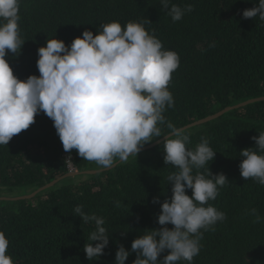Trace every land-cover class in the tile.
<instances>
[{"label":"trees","instance_id":"16d2710c","mask_svg":"<svg viewBox=\"0 0 264 264\" xmlns=\"http://www.w3.org/2000/svg\"><path fill=\"white\" fill-rule=\"evenodd\" d=\"M171 4H191L194 10L173 22L160 0H20L18 23L25 43L19 54L8 51L17 60L14 76L20 81L40 76L38 49L48 40L70 46L84 31L95 36L104 24L116 21L124 26L148 19L146 30L160 34L184 60L182 72L172 73L168 85L174 106L166 107V122L183 129L228 107L264 97V21L242 15L258 0H170ZM159 127L162 136L143 147L170 133L166 124ZM183 131L189 135L188 150L194 151L203 137L216 152L199 171L223 173L229 182L208 202L226 219L218 221L214 231L202 230L200 253L192 264H264V219L257 223L251 214L256 209L264 218V186L242 178L239 167L244 159L240 152L255 149L252 137L264 132V101ZM164 141L114 167L120 162L116 159L111 169L76 154L74 164L80 174L64 178L32 200L13 203L9 198L30 195L68 173L54 121L39 112L28 129L13 136V145H0V231L13 240L7 251L13 253V264H115L120 245L131 253L125 264H133L137 255L132 242L146 230L164 227L158 215L173 195L168 176L176 169L164 163ZM3 158L15 162V175L2 167ZM19 164L23 172L17 170ZM186 194L191 197V189ZM154 198L159 203H153ZM77 205L105 221L109 244L98 258L89 260L84 252L86 243L95 246L89 239L95 223H83L75 216ZM167 254L168 250L158 260Z\"/></svg>","mask_w":264,"mask_h":264},{"label":"clouds","instance_id":"9594fccd","mask_svg":"<svg viewBox=\"0 0 264 264\" xmlns=\"http://www.w3.org/2000/svg\"><path fill=\"white\" fill-rule=\"evenodd\" d=\"M19 3L20 0H0V145H13L10 142L13 136L28 129L42 111L54 121L66 151L63 158L67 174H75L79 172L74 164L76 154L104 169L119 159L116 167L141 154L138 152L153 137H161L159 125L166 124L170 133L165 135L164 163L176 169L168 176L173 195L170 201L163 202L158 215V223L164 227L146 230L132 242L131 250L137 255L133 264H178L181 260L192 264L200 253L202 230L214 231L213 226L226 219L225 213L208 202L214 201L218 189L229 182L223 173L213 175L209 168L206 174L199 171L216 154L208 140L202 137L194 151L188 150L189 135L166 122L163 115L166 107L174 106L168 85L172 73L180 74L183 70L181 54L171 49L160 34L146 30L145 23H151L148 19L130 21L124 26L114 21L102 25L95 36L84 31L82 38H75L70 46L55 38L48 40L45 47L38 49L40 76L20 81L14 76L18 74L17 60L8 53L19 54L25 43L19 31ZM160 3L173 22L194 10L191 4L181 7L170 6V0ZM242 15L245 19L258 16L264 21V0H258V5ZM222 112L208 117H213L209 122L221 118L224 114L217 115ZM252 139L256 148L240 152L244 157L239 165L240 174L264 186V154H260L264 153V132ZM1 165L15 175L13 160L3 158ZM17 170L23 172L24 166L19 164ZM40 189L32 193L38 192L35 197L26 199L32 194L24 195L19 201L36 198L42 192ZM186 189H191V197ZM153 203H159V199L154 198ZM115 206L119 207V201ZM73 211L83 223H95L89 236L95 246L86 243L84 247L87 259L102 256L109 244L104 219L87 214L82 205ZM251 214L257 223L264 219L256 209ZM169 224L174 226L171 230L166 227ZM9 246L13 247V240L0 231V264H13V253L7 252ZM166 250L169 254L158 260ZM130 255L120 245L115 264H125Z\"/></svg>","mask_w":264,"mask_h":264},{"label":"water","instance_id":"95a60500","mask_svg":"<svg viewBox=\"0 0 264 264\" xmlns=\"http://www.w3.org/2000/svg\"><path fill=\"white\" fill-rule=\"evenodd\" d=\"M261 101H264V97H262V98H258V99H254V100H250V101H248V102H245V103L239 104V105L234 106V107H229V108H227L226 110H224L222 113H220V114L217 115V116L223 115V114H225V113H227V112H230L231 110L239 109V108H243V107H246V106H248V105H250V104H253V103H256V102H261ZM212 119H213V117L208 118V119L203 120V121H200V122H197V123H194V124H192V125H188L187 127L183 128V129H181V130H185V129H188V128H192L193 126H197V125H200V124L207 123V122L211 121ZM166 138H167V137L164 136L163 139H161V140L155 142L154 144H152V145H150V146H146V147H144V148H141V150H140L138 153H142V152H145V151H147V150H149V149H152L154 146L158 145L160 142H162V141L165 140ZM111 168H113V167H110L109 169H111ZM80 173H81V172H77V173H75V174H67V175H65V176H63V177H61V178L55 180V181L52 182L51 184H49V185H47V186L41 188L40 191L46 190V189H48V188H50V187H53L55 184H57L58 182H60V181L63 180L64 178L73 177V176L78 175V174H80ZM87 173H88V174H95V173H97V172H96V171H89V172H87ZM37 193H38V192H36V193H34V194L30 195V196H26V199H30V198L35 197V196L37 195Z\"/></svg>","mask_w":264,"mask_h":264},{"label":"rangeland","instance_id":"374dc122","mask_svg":"<svg viewBox=\"0 0 264 264\" xmlns=\"http://www.w3.org/2000/svg\"><path fill=\"white\" fill-rule=\"evenodd\" d=\"M23 199V197H14L13 200H15V202L13 203H19L18 201Z\"/></svg>","mask_w":264,"mask_h":264},{"label":"built area","instance_id":"2783aa9c","mask_svg":"<svg viewBox=\"0 0 264 264\" xmlns=\"http://www.w3.org/2000/svg\"><path fill=\"white\" fill-rule=\"evenodd\" d=\"M70 166V168H72V165H69Z\"/></svg>","mask_w":264,"mask_h":264}]
</instances>
